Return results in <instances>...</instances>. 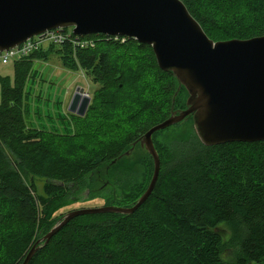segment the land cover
Returning a JSON list of instances; mask_svg holds the SVG:
<instances>
[{
	"label": "trees",
	"instance_id": "obj_1",
	"mask_svg": "<svg viewBox=\"0 0 264 264\" xmlns=\"http://www.w3.org/2000/svg\"><path fill=\"white\" fill-rule=\"evenodd\" d=\"M181 1L214 41L264 35V0ZM80 39L91 44L68 38L9 63L11 74L0 69V264L23 262L72 191L101 194L104 179L108 204L131 206L149 182L152 159L137 143L111 160L185 107V88L174 97L177 80L158 67L148 44L103 33ZM50 54L97 84L84 115L70 114L71 132L26 121L34 62ZM165 130L158 131L169 141L152 135L160 168L142 204L128 214L73 216L28 264H264V140L207 146L194 131L181 141Z\"/></svg>",
	"mask_w": 264,
	"mask_h": 264
},
{
	"label": "water",
	"instance_id": "obj_2",
	"mask_svg": "<svg viewBox=\"0 0 264 264\" xmlns=\"http://www.w3.org/2000/svg\"><path fill=\"white\" fill-rule=\"evenodd\" d=\"M55 28H70L74 35L126 36L148 44L158 67L170 71L177 80L174 97L180 86L187 96L184 108L172 109L164 121L110 162L129 155L137 143L150 155L152 173L135 202L131 206L105 204L65 211L35 241L21 264H28L37 248L73 216L128 214L142 204L152 192L160 168L154 132L190 117L198 139L207 146L264 140V35L214 41L181 0H0V51ZM78 101L77 94L68 111L81 116L90 97H84L79 105Z\"/></svg>",
	"mask_w": 264,
	"mask_h": 264
},
{
	"label": "rangeland",
	"instance_id": "obj_3",
	"mask_svg": "<svg viewBox=\"0 0 264 264\" xmlns=\"http://www.w3.org/2000/svg\"><path fill=\"white\" fill-rule=\"evenodd\" d=\"M70 31V28H68ZM47 60H37L34 62L33 67L38 69L36 79L30 80L27 85L28 96L26 99L27 106L29 107L30 114L26 115L27 123L36 128L57 131L60 133L72 131L73 125L70 122V113L68 111L69 98L65 94L66 84L69 82L86 83L89 93L93 92L97 87L90 78L82 70H68L61 66L58 57L50 54ZM1 73L11 74L12 65H0ZM88 108V107H87ZM86 108V109H87ZM69 123V125H68ZM168 128V127H167ZM165 131H168L167 129ZM165 133L175 132L178 133L177 139L186 141L192 134L193 127L191 120H184L179 124H175ZM70 131V132H71ZM163 132L158 131L153 133V137L161 138L164 141H169V138L162 136ZM119 167V166H117ZM37 189L41 191L42 181L34 179ZM108 186V183L107 185ZM101 187V194L89 195V190L72 191L69 194L72 202L68 207H63L59 211L65 212L68 210L82 207H96L108 204L107 200V187ZM76 196V197H74ZM78 198V200H77ZM77 200V201H76Z\"/></svg>",
	"mask_w": 264,
	"mask_h": 264
},
{
	"label": "built area",
	"instance_id": "obj_4",
	"mask_svg": "<svg viewBox=\"0 0 264 264\" xmlns=\"http://www.w3.org/2000/svg\"><path fill=\"white\" fill-rule=\"evenodd\" d=\"M73 35V37H72ZM80 36H86V35H74L71 33V31L67 29H52L47 30L45 32H42L40 34L34 35L19 45L12 47L8 50L0 51V65L6 64L8 62L17 61L33 51L37 50L39 47H43L46 44L55 43L60 44L64 40H67L68 38L71 39V41L74 44L77 45H86L91 44V42L88 39H80ZM115 39H120V41H123L124 37L120 36H111Z\"/></svg>",
	"mask_w": 264,
	"mask_h": 264
},
{
	"label": "clouds",
	"instance_id": "obj_5",
	"mask_svg": "<svg viewBox=\"0 0 264 264\" xmlns=\"http://www.w3.org/2000/svg\"><path fill=\"white\" fill-rule=\"evenodd\" d=\"M66 95L69 98V108L71 109L70 105H71V99L74 98L75 95H79L80 96V101H78V105L80 103L83 102L84 97H87L90 95L89 91H88V86L86 83H79V82H69L68 84H66Z\"/></svg>",
	"mask_w": 264,
	"mask_h": 264
},
{
	"label": "flooded vegetation",
	"instance_id": "obj_6",
	"mask_svg": "<svg viewBox=\"0 0 264 264\" xmlns=\"http://www.w3.org/2000/svg\"><path fill=\"white\" fill-rule=\"evenodd\" d=\"M92 95V92L90 93V96ZM88 107V106H87ZM87 110V109H86ZM86 112V111H85ZM84 112V113H85ZM70 114H74V113H70ZM76 115V114H75ZM84 115V114H83ZM80 116V115H79ZM82 116V115H81ZM188 120H191V118L190 117H188L187 118V120L186 121H188ZM178 124V123H177ZM147 153V152H146ZM150 156V155H149ZM106 181L103 179V180H99V187H101L104 183H105Z\"/></svg>",
	"mask_w": 264,
	"mask_h": 264
},
{
	"label": "bare ground",
	"instance_id": "obj_7",
	"mask_svg": "<svg viewBox=\"0 0 264 264\" xmlns=\"http://www.w3.org/2000/svg\"><path fill=\"white\" fill-rule=\"evenodd\" d=\"M53 44H55V43H53ZM75 217V216H74Z\"/></svg>",
	"mask_w": 264,
	"mask_h": 264
}]
</instances>
